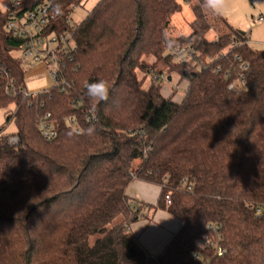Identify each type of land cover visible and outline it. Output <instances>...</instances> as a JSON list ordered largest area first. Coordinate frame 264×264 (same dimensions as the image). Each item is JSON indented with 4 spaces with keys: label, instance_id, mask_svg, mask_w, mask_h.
<instances>
[{
    "label": "trees",
    "instance_id": "obj_1",
    "mask_svg": "<svg viewBox=\"0 0 264 264\" xmlns=\"http://www.w3.org/2000/svg\"><path fill=\"white\" fill-rule=\"evenodd\" d=\"M185 1L99 0L61 60L65 83L34 95L0 10V109L13 105L18 136L0 134V264H264V49L232 27L207 40L205 0L191 6V33L170 36ZM41 2L55 14L49 29L62 30L82 0H25L22 10ZM180 45L200 67L180 73L186 89L174 101L144 57L170 64L163 52ZM138 69L153 72L146 88ZM100 79L111 90L96 104L85 85ZM47 113L49 140L37 127ZM133 179L159 186L155 205L126 196ZM156 209L180 227L151 254L129 225ZM202 235L224 252L199 245Z\"/></svg>",
    "mask_w": 264,
    "mask_h": 264
},
{
    "label": "rangeland",
    "instance_id": "obj_2",
    "mask_svg": "<svg viewBox=\"0 0 264 264\" xmlns=\"http://www.w3.org/2000/svg\"><path fill=\"white\" fill-rule=\"evenodd\" d=\"M99 0H82V2L73 9L72 21L80 23L86 15L92 10L95 4ZM197 4L196 0H190L184 2L182 12L174 14L171 18L169 25V34L172 37L179 35H189L192 31L190 22L193 20V14L191 6ZM204 13L206 15L209 29L205 34V37L209 41L216 40L221 34L229 31V27H232L240 32H246L249 37V45L255 50L264 49V0H224L223 6L219 11H214L203 4ZM261 17V19H259ZM169 53V50H165L163 55ZM12 56L19 58L22 63L24 70L32 65L33 67L37 64L32 62L30 59L22 58V51L20 49L13 50L10 53ZM144 59L153 68L154 72H161L163 78L159 79L161 83V94L169 95L168 97L178 98L184 95L186 89V82L181 79L180 73L183 70H199V65L194 62H189L191 57H175L171 56L170 64L164 63L162 59H156L153 56L144 57ZM185 63L181 66L180 63ZM153 72H146L138 69L137 76L139 79H144L142 87L146 88L152 79ZM48 76L43 71L37 73L33 77H28L27 83L30 80L38 77ZM49 77V76H48ZM168 77V80L167 78ZM50 79V78H49ZM48 79V80H49ZM50 84H51V80ZM27 89L29 90L28 86ZM30 91V90H29ZM13 113V105H9L5 108L0 109V129L2 133L10 135L15 133V124L11 115ZM139 164V159L133 162V166ZM201 245V240L198 241Z\"/></svg>",
    "mask_w": 264,
    "mask_h": 264
},
{
    "label": "built area",
    "instance_id": "obj_3",
    "mask_svg": "<svg viewBox=\"0 0 264 264\" xmlns=\"http://www.w3.org/2000/svg\"><path fill=\"white\" fill-rule=\"evenodd\" d=\"M24 2L25 0H0V10L7 11L4 29L7 35L18 42L17 46L11 51L20 49L23 59H30L35 63H43L51 80L50 86L64 84L65 80L61 74L60 63L63 57L75 50L73 33L78 23L72 21V13H69L65 19V29L56 30L55 27L50 30L49 28L55 20V14L51 10L50 5L41 2L29 9L22 10ZM169 52L175 57L187 56L189 58L194 54V50L187 45L172 47L169 49ZM2 69L3 66L0 65V70ZM214 71H219V67H216ZM161 77L162 75H156L157 79H161ZM236 82L244 84L243 75H240L237 81L230 83L227 88L229 90L234 89ZM14 91L13 80H11L9 86H6V92L10 94ZM35 93L37 92L29 91L26 87V95H34ZM48 117L49 114L47 113L37 123V127L42 131L46 140L56 135L54 125L47 120ZM71 120L69 119V122ZM75 131L78 133V130ZM1 133L2 129H0ZM7 141L9 144H17L18 136L12 133L7 136ZM182 183L185 184L184 181ZM187 188L189 189V186ZM164 200L166 204L170 203L169 194L164 195ZM200 240L202 246L216 247L217 245L216 240L212 236L202 235ZM216 252L217 255H221L224 249L217 246Z\"/></svg>",
    "mask_w": 264,
    "mask_h": 264
},
{
    "label": "crops",
    "instance_id": "obj_4",
    "mask_svg": "<svg viewBox=\"0 0 264 264\" xmlns=\"http://www.w3.org/2000/svg\"><path fill=\"white\" fill-rule=\"evenodd\" d=\"M43 70L47 74L46 66L43 63H37L34 67L31 65L25 71L26 87L28 86L30 91L38 92L51 85L48 76H41L27 83L29 76L33 77ZM164 96L168 97L169 95L164 94ZM183 96L178 98L171 97V99L180 101ZM125 194L132 200L155 205L160 194V188L155 184L133 179L127 185ZM143 213L146 215L132 222L129 225V229L138 237V241L145 251L156 254L164 247L171 235L179 229L180 222L172 214L161 209L143 211Z\"/></svg>",
    "mask_w": 264,
    "mask_h": 264
},
{
    "label": "clouds",
    "instance_id": "obj_5",
    "mask_svg": "<svg viewBox=\"0 0 264 264\" xmlns=\"http://www.w3.org/2000/svg\"><path fill=\"white\" fill-rule=\"evenodd\" d=\"M224 0H205L207 7L214 11H219L223 6ZM86 94L88 98L94 101L96 104L100 102L107 101L110 95V86L106 80L100 79L96 82L87 83L85 85ZM94 129H88L89 134H91Z\"/></svg>",
    "mask_w": 264,
    "mask_h": 264
}]
</instances>
